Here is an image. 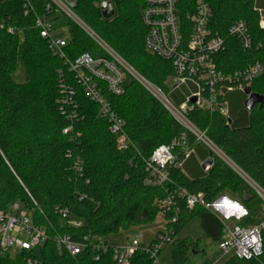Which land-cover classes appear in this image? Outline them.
<instances>
[{"label":"trees","instance_id":"trees-1","mask_svg":"<svg viewBox=\"0 0 264 264\" xmlns=\"http://www.w3.org/2000/svg\"><path fill=\"white\" fill-rule=\"evenodd\" d=\"M28 1L29 11L25 0H0V21L5 25L0 30V211L8 213L19 203L32 223L47 232L48 240L31 253L0 258V264H25L28 256L41 264H114L109 253L96 261L89 248L76 257L60 253L56 238L65 234L103 238L152 224L161 214L156 202L180 188L202 191L207 204L227 190L238 196L247 210L243 226L264 220L262 200L255 189L212 152L213 164L203 175L191 179L182 169L172 168L170 182L150 184L146 164L154 150L183 135L191 149L197 144L196 137L127 73L121 95L112 94L105 82L96 81L113 112L124 122L131 145L119 150L109 121L100 115V106L87 97L70 68V63L83 54L94 58L107 54L74 20L65 17L69 34L63 49L66 57L55 56L36 26L38 17L49 16L48 0ZM67 1L75 3L73 13L135 72L164 94L171 92L167 81L175 74L172 62L145 49L144 0H109L115 11L109 19L102 15L105 0ZM208 2L212 10L209 27L224 40L223 49L213 56L216 69L230 75L256 63L264 64V28L254 0ZM178 8L185 16L195 10V0H179ZM60 17L64 16L53 18L54 25ZM237 21L246 23L251 41L248 49L229 34ZM9 27L16 32L10 34ZM19 63L26 70L23 83L13 79ZM62 85L73 94L64 92ZM250 89L264 98V75L254 80ZM226 100L230 126L219 112L194 108L186 117L264 191V102L248 112L243 106L245 94L234 91L226 95ZM68 127L70 133L64 134ZM76 158L81 160V174L74 170ZM178 204L176 221L170 222L171 214L162 216L164 230L172 239V261L185 264L188 253L199 252L201 247L200 239L179 237L190 222L200 219L201 229L214 242L221 240L225 225L206 206L189 208L185 201ZM57 209L67 210L81 221V227L63 225ZM131 264H152V260L147 253L139 252ZM222 264H264V231L261 255L250 259L233 256Z\"/></svg>","mask_w":264,"mask_h":264},{"label":"built area","instance_id":"built-area-1","mask_svg":"<svg viewBox=\"0 0 264 264\" xmlns=\"http://www.w3.org/2000/svg\"><path fill=\"white\" fill-rule=\"evenodd\" d=\"M144 2L142 21L147 28L144 41L145 49L172 62L175 71L174 77L169 79V81H173L172 91L187 83H191L194 87L191 95L183 103L176 105L156 87L157 92H155L158 95H163L161 103L181 125L196 137L197 143H202L212 153L218 155V148L209 140L205 132L198 130L188 121L187 113L194 108L211 113L219 112L226 119V125L230 126L232 121L229 117V103L226 100V95L234 91L244 93L254 80L264 75V64L256 63L230 75H224L216 69L213 56L223 49L224 40L220 35L213 33L209 27L212 10L208 0H195V10L185 16H182L178 8L179 0H144ZM24 5L29 11L31 5L28 0H25ZM74 5V2L67 0H48L46 11L49 16L38 17L36 26L40 29L41 37L48 39L51 52L59 58L65 59L66 57L63 49L67 45L68 39H56L53 36L54 24L51 18L56 16L74 20L107 54L108 57L98 58H94L90 54H83L70 63V68L76 73L87 97L100 106V115L109 121L110 131L117 138L119 150L125 151L131 144L125 133L124 122L113 112L96 81L105 82L112 94L121 95L126 74L133 75V71L120 56L73 13ZM4 26V23L0 21V30ZM7 30L10 34L16 32L12 27ZM229 34L238 37L245 49L250 48L251 41L245 22H235L231 26ZM67 63L69 64V62ZM62 87L64 92L73 94L70 89L63 85ZM193 98L196 99L194 103L191 102ZM70 131L71 128L68 127L64 129V134H68ZM191 151L192 148L188 147L186 135L169 144L157 147L146 164V170L150 175L149 183L162 186L170 182L171 169H182L183 160L189 157ZM74 170L77 174H81L83 171L79 158L74 161ZM255 192L262 200L264 209V191L257 187ZM179 201H185L189 208L206 206L211 209L209 206L211 203H206L202 191L189 192L183 188L168 194L163 200L157 201L156 205L160 209L161 215L171 214L170 222H174L180 211ZM57 211L67 225L81 227V221L70 220L71 216L67 210L57 209ZM263 231L264 220L254 226L235 225L233 228H229L225 225L223 236L218 242V248L223 257L227 258L234 256L250 259L253 256H259L262 254ZM73 237L77 236L65 234L56 238L57 249L60 253L66 252L70 256L76 257L84 249L89 248L94 253L96 261L109 253L114 264H131L139 252L147 253L152 264H162L159 256L164 247L172 244V239L167 232L164 236H159L151 242L146 248L140 246L142 235L127 241L120 247L110 246L102 237H83L84 244L74 242ZM47 240V232L32 223L30 216L21 209L19 203H16L8 213L0 211V258L14 257L22 252L31 253L42 248ZM25 264L41 263L38 259L28 256L25 259Z\"/></svg>","mask_w":264,"mask_h":264},{"label":"rangeland","instance_id":"rangeland-1","mask_svg":"<svg viewBox=\"0 0 264 264\" xmlns=\"http://www.w3.org/2000/svg\"><path fill=\"white\" fill-rule=\"evenodd\" d=\"M109 1V0H105ZM53 20V18H51ZM59 21H57L55 26V31L53 32V36L56 39L65 38L67 39L69 37L68 30L66 27V18L60 17ZM132 69V68H131ZM133 77L139 81L153 96H155L157 99L161 100L163 99V95L171 102H173L175 105L176 103L173 101V98L180 99L182 101L181 97H184L186 94V91L189 93L191 92L190 88L187 87V85L182 86L178 89L177 93L172 94H162L158 95L156 94L157 90L156 88L150 84L148 81H146L144 78H142L137 72H135L133 69ZM26 78V70L22 63H19L17 70L15 74L13 75V79L17 83H23ZM173 81H167L168 87L170 91H172V88L174 85L172 84ZM156 91V92H155ZM164 106V105H163ZM217 151V150H216ZM218 156L226 161L233 169L237 172V174L242 177V179L250 185L253 189H257L256 184L248 177L246 176L239 168H237L231 161H229L221 152L217 151ZM202 169V167H201ZM233 193L225 190L221 192L217 198H215L213 201H218L223 196H235L232 195ZM21 209L23 211H26V213L29 215L27 210H25L22 206ZM213 211V209H212ZM213 213H215L213 211ZM223 222L226 224L229 228H233L236 225H243L244 218L238 219L236 217H232L229 219H226L225 216L222 213H215ZM71 221H80L74 217H71ZM63 225L66 223V221L62 222ZM139 235H142L141 239V248H146L148 245L152 242V240H156L159 236L165 235L164 230V219L161 214L158 215L157 219L154 223L149 225H143V226H135L131 227L127 230H121L118 233L109 235L107 237H103V240L107 241V243L110 246L120 247L123 246L127 241H131L136 239ZM191 236L194 239H200V252L198 254H194L193 251H190L188 253V261L185 264H217L218 259L227 260V257H223L221 251L218 248V242H214L207 238L203 230L200 226V220L194 219L192 222H190L180 233V237H187ZM72 240L79 244H84L83 239L81 237H73ZM171 251L172 246L167 245L164 247L163 251L161 252L159 256V260L162 264H174L171 258ZM197 252V251H196ZM220 264V262H218Z\"/></svg>","mask_w":264,"mask_h":264},{"label":"crops","instance_id":"crops-1","mask_svg":"<svg viewBox=\"0 0 264 264\" xmlns=\"http://www.w3.org/2000/svg\"><path fill=\"white\" fill-rule=\"evenodd\" d=\"M254 7L256 9V11L259 12L260 16H261V21H260V25L262 28H264V0H254ZM62 39H65V38H62ZM69 39V37L67 38ZM187 85V87L190 88L191 92L189 93L188 91H186V94L184 95V97H181L182 101H180V99H175L173 98V101L176 103V104H181L185 101V99L187 97H189L191 95V93L193 92L194 90V87L191 83H187L185 84ZM184 86V85H182ZM181 86V87H182ZM179 87V88H181ZM178 88V89H179ZM178 89H176L175 91H171V95L172 94H175L177 93ZM242 93V92H241ZM245 94V93H243ZM246 96V99H247V95ZM246 101V100H245ZM244 108H245V105H243ZM246 110V108H245ZM209 158H212L211 157V151L205 146L203 145L202 143H197L193 148H192V151L189 155V157L185 158L183 160V164H182V171L183 173L189 177V178H196V177H199L201 175H203L208 169H204L203 168V165L205 163V161H207ZM202 167V169H201ZM209 167V166H208ZM230 198H234L236 200H238L241 204V199L238 197V196H231ZM219 201V200H218ZM243 205V204H242ZM222 213V212H220ZM223 214V213H222ZM224 215V214H223ZM246 215H242L240 216L239 218H237L235 215H233L232 217H236L237 220L238 219H241L243 217H245ZM163 217V216H162ZM231 217V218H232ZM198 219V218H196ZM229 219V218H228ZM200 220V219H199ZM224 223V222H223ZM165 224V223H164ZM226 225V224H225ZM236 225V224H235ZM200 226H201V221H200ZM180 237V236H179ZM189 237H191L189 235ZM194 239V238H193ZM154 240H152L153 242ZM200 252V251H199ZM198 252V253H199ZM228 259V258H227ZM226 260H222V259H218V262H220V264H222L223 262H225ZM217 262V264H218Z\"/></svg>","mask_w":264,"mask_h":264},{"label":"clouds","instance_id":"clouds-1","mask_svg":"<svg viewBox=\"0 0 264 264\" xmlns=\"http://www.w3.org/2000/svg\"><path fill=\"white\" fill-rule=\"evenodd\" d=\"M209 206L215 213L222 212L226 219L233 215L239 218L247 214V210L238 200L228 196L221 197L219 201H213Z\"/></svg>","mask_w":264,"mask_h":264},{"label":"water","instance_id":"water-1","mask_svg":"<svg viewBox=\"0 0 264 264\" xmlns=\"http://www.w3.org/2000/svg\"><path fill=\"white\" fill-rule=\"evenodd\" d=\"M101 9H102V15L106 19L111 18L115 13L111 3L108 1L102 3ZM244 93L245 95H247V99L244 102V105L248 112H250L256 104L264 102V98L252 93L250 88H247ZM195 100L196 99L193 98L191 102L194 103ZM212 164H213V159L209 158L207 161H205L203 168L206 169L208 166L210 167ZM193 253L198 254V252H193Z\"/></svg>","mask_w":264,"mask_h":264}]
</instances>
